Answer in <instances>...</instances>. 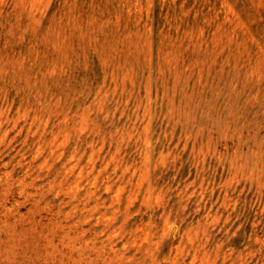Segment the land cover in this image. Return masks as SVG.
<instances>
[{"label":"rangeland","instance_id":"374dc122","mask_svg":"<svg viewBox=\"0 0 264 264\" xmlns=\"http://www.w3.org/2000/svg\"><path fill=\"white\" fill-rule=\"evenodd\" d=\"M0 264H264V0H0Z\"/></svg>","mask_w":264,"mask_h":264}]
</instances>
